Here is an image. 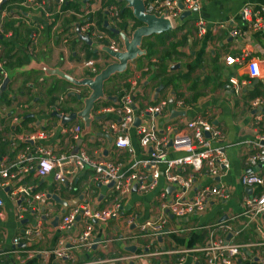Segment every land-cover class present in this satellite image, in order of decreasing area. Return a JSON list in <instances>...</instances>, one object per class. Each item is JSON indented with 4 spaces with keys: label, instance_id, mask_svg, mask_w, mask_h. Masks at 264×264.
Instances as JSON below:
<instances>
[{
    "label": "crops",
    "instance_id": "crops-1",
    "mask_svg": "<svg viewBox=\"0 0 264 264\" xmlns=\"http://www.w3.org/2000/svg\"><path fill=\"white\" fill-rule=\"evenodd\" d=\"M36 2L43 7L39 11H25L29 15L23 16L25 21L29 16L32 22H41L44 16L50 17V22H43L44 26L39 30L32 31L26 22L14 23L12 19L18 20L14 15H7L4 19L9 20L6 24L12 30L3 28L4 20L1 24L4 36L12 40L11 52L14 55L12 59L0 61L8 78L3 92L11 99L9 105L0 103V168L12 163L25 147H29L33 156L34 148L39 144L54 148L55 154H67L73 149L71 140L62 133L64 124L52 116V112L67 115L80 110L83 102L73 95V85L65 83L66 80L51 74L48 69H59L75 79H81L89 76L83 66L85 60H95L100 69L113 62L101 49L102 44H93L88 48L76 33V28L86 18L97 24L96 16L99 18L103 15L109 24L114 23L108 16L105 0ZM68 2L77 6L75 9L67 6L68 10L61 13V8H65ZM10 4L5 6L6 9H9ZM247 6L264 7V0H201L196 12L175 20L170 38L158 35L149 37L156 46H160L154 57L146 59L142 55L129 62L126 72L121 73L123 75L115 74L104 85L106 96L119 98L121 94L133 92L137 108L135 120L140 117L137 125L150 124V116L146 113L140 116L138 110L166 100V111L156 114L154 121L156 127L170 138H174L175 132L183 128L187 121L198 117L210 121L220 130L223 143L226 144L230 170L217 178L216 183L229 189V199L212 200L205 211L180 219L165 213L164 228L169 233L162 235L161 242L155 240L152 243L149 234L139 233V224L159 217L162 213L160 191L165 190L168 199H172L174 189L165 186L161 180L158 188L152 191L133 190L121 203L117 218L104 223L83 222L79 218L71 235L78 236L83 229L90 227L93 244L89 248L65 247L71 254L70 258H65L55 253L59 241L66 236L59 228L62 215L69 208L85 201L93 209H107L113 199L111 189L107 185H91L93 170L90 168L80 171L69 185L70 188H57L53 171L42 177L33 172L20 181L9 182L8 186H2L0 179V197L3 201L0 207V213L3 214L0 216V264H98V261L101 264H199L201 256L194 250L208 241L210 229L216 223L227 224L224 225L227 229L216 232L215 237L226 238L241 246L235 264H264L260 260L264 255V213L256 219L243 214V196L257 190L253 192L240 183V176L248 171L244 159L252 151L251 144L246 141H253L258 134H264V105L253 106L254 100L264 99V30L254 31L248 27L241 13ZM12 12L14 14L15 10ZM198 19H202L206 27L201 36L198 35ZM49 30L51 37L44 38L38 44L42 35L48 34ZM36 34H39L38 40ZM34 35L36 37L33 38ZM1 36L0 41H3ZM116 40L121 42L119 37ZM6 49L5 44L0 42V57ZM123 49L121 45V51ZM89 51L94 56L88 57ZM164 53L163 71L155 64L149 66V62L157 63V58ZM228 55L240 58L242 65H227L225 57ZM10 61L13 66L8 65ZM17 62L21 64L17 65ZM158 73L162 75L156 76ZM231 78L236 79L237 86L230 83ZM75 91L79 94L84 92L83 96L89 92L85 88H76ZM116 102H113L115 106ZM101 106H105L103 101L95 103L92 113L94 118L100 120H93L90 127L85 128L81 144L85 145L91 156L119 162L122 170L126 171L133 160L148 154L149 147L141 146L131 129L132 151L118 149L111 134L103 132L104 124L109 118L115 117L114 113H99ZM11 108L15 109L12 116L9 115ZM173 111L180 113L174 115ZM259 116H262V120L255 125L254 120ZM76 123L84 126L80 118L67 124ZM41 129L48 134L46 138L34 142L21 139ZM171 155L175 156L176 153L171 150ZM203 181L208 183L209 178ZM17 185L31 186L33 192H41L46 196L38 201L28 199L21 202L25 206L31 205L28 211L21 212L20 218L15 201L9 195L12 189L9 187ZM131 218L133 223L129 224ZM22 230L30 232L27 235L29 239H25L27 237ZM234 231L239 234L233 235ZM16 237L22 239L17 246L19 250L13 241ZM147 246L152 251H148V256L139 259L130 257L145 254ZM131 247L136 248L134 253L128 250ZM171 250L185 252L167 253Z\"/></svg>",
    "mask_w": 264,
    "mask_h": 264
},
{
    "label": "built area",
    "instance_id": "built-area-1",
    "mask_svg": "<svg viewBox=\"0 0 264 264\" xmlns=\"http://www.w3.org/2000/svg\"><path fill=\"white\" fill-rule=\"evenodd\" d=\"M5 0H0V5ZM201 0H145V12L158 17L167 19L171 26L174 27L175 20L183 12L197 10ZM36 3L35 0H25L23 6H31ZM110 18L113 22L118 20V9L114 6L107 8ZM242 17L248 27L254 31L264 30V7L247 6L242 9ZM25 14V13H24ZM27 14V13H26ZM11 15L6 9H0V32L2 31V21ZM82 34H88L92 40L98 42L107 40L111 49L121 51L119 40L110 39L108 34L103 30H98L92 21L85 19L79 26ZM198 35L205 33V23L202 19L197 20ZM121 44V45H120ZM227 65H242L240 58L226 56ZM84 68L88 71L89 77L95 76L100 69L93 59L83 62ZM0 89L6 75L3 69V63L0 62ZM233 86H237L234 78L230 79ZM117 105L101 106L99 113L112 114L114 118H109L104 124L106 133L111 134L114 145L118 149L132 151L130 130H134L139 143L144 148L149 147L148 154L141 159L133 160L129 168L122 170V164L100 156H91L81 144L78 152L71 154H55L54 148L36 145L34 148L35 155L25 147L18 152L14 161L0 168V179L2 186H8L9 182L20 181L25 175L35 173L38 176L49 175L53 171V179L57 188L63 186L69 187L80 171L90 168L93 170L91 185L100 183L108 185L113 182L111 189L112 203L107 209L91 208L90 204L85 201L69 208L61 217L59 228L65 233V237L59 241L55 253L65 258H70L71 254L65 250L71 246L74 248H89L91 242V228L83 229L78 236L71 235V230L77 225L78 218L85 221L106 222L108 219L117 218L118 212L122 208L121 203L126 199L128 194L133 191L149 192L158 188L160 181L163 180L165 186L173 187V198L168 199L166 191L161 190L160 208L161 215L155 220L146 221L139 224V230L144 234H149L155 243L159 232L164 229L166 223L165 213L171 214L175 218H184L188 215L205 211L212 200L229 199L230 191L216 179L226 175L230 170V161L226 154V144L223 143V133L215 128L210 121L198 117L187 121L183 128L175 132V137L170 138L161 132L155 124L154 117L158 113H164L168 104L162 100L156 104L149 105L142 110H138L140 116L148 114L150 124L134 125L135 112L137 110L133 92L121 94L117 97ZM179 103V102H178ZM180 104V103H179ZM135 105V108H133ZM181 105V104H180ZM264 105V99H256L253 106ZM92 116L94 114L92 113ZM138 118V117H137ZM140 118V117H139ZM262 116L255 118L254 124H258ZM62 133L66 135L73 144L82 139L85 132L84 126L80 123L65 124L62 127ZM44 130H38L33 134L21 137L23 141L34 142L38 139L47 137ZM251 144L252 151L246 155L244 163L248 171L240 176V183L246 188L256 191L252 194H245L242 200L244 209L243 214L256 219L264 213V134H258L253 141H246ZM71 148V149H72ZM171 150L176 153L171 155ZM209 178V182L203 180ZM9 192L10 197L15 201L17 216L20 218L21 212L28 211L29 206L22 205L28 199L36 201L46 198L44 193L33 192L34 189L28 185H17ZM48 197V195H47ZM3 201L0 197V207ZM34 209V208H33ZM3 214L0 213V216ZM133 223L132 218L128 222ZM220 224V223H216ZM215 224V225H216ZM226 226L216 225L211 231L208 241L201 247L194 250L201 256L203 264H235L237 256L241 253V246L226 238L215 237L217 231L225 230ZM238 235V231L232 232ZM231 234V235H232ZM24 235H30L29 231H24ZM163 235V234H162ZM29 239V237L25 238ZM151 239V240H152ZM21 237H16L14 245L16 249L20 245ZM69 244H65V242ZM66 245V246H65ZM19 250V249H18ZM146 253L142 255H131L130 257L144 258L148 256L149 246ZM151 252V251H150ZM184 250H171L169 254H179ZM129 257V258H130ZM182 259V258H181ZM264 262V255L261 257ZM98 261V264H101Z\"/></svg>",
    "mask_w": 264,
    "mask_h": 264
},
{
    "label": "water",
    "instance_id": "water-1",
    "mask_svg": "<svg viewBox=\"0 0 264 264\" xmlns=\"http://www.w3.org/2000/svg\"><path fill=\"white\" fill-rule=\"evenodd\" d=\"M120 2L125 3V7L128 9H131L133 18L139 23V26H137L133 32L128 35L122 31H120L118 28H115L107 20L104 21L103 26L113 33L114 35L118 36L122 42L123 50L115 51L111 49L109 46L102 45L101 49L113 59V62L107 64L102 70H100L99 73H97L93 77H83L81 79H75L63 72H61L59 69H48L47 71L51 74L57 75L60 78L66 80L71 85H73V95H77V98L80 99L83 102V107L80 110L70 112L69 114H60L57 111L52 112V116L59 118L62 122V124H67L71 121H74L78 118L83 120L84 123V130L85 128L88 129L92 123L93 120L99 121L100 118H94L92 116V110L94 108V105L99 100L108 99L113 102L117 101V97H111L106 96L104 94V85L105 82H107L112 76H114L117 73H123L127 69V66L129 62H132L136 60L138 57L144 55L145 51L142 50L141 45L143 43V40L146 38H149L153 35H160L166 32H170L173 30V27L171 26L170 22L163 18L158 17L153 14H147L145 12V0H119ZM178 5H180V0H178ZM196 12V10H193L191 12H183L180 15V19H183L185 17H188L192 15V13ZM76 33L78 34L79 40L85 42L88 46H93V40L88 34H82L79 30V27L76 28ZM8 82V78H6L1 86V91L3 92L6 88V84ZM76 88H85L89 92L86 96H83L80 92L75 91ZM161 89H157L158 91ZM133 108H135V105H133ZM180 112L173 111L172 114L177 115ZM140 119L137 118L135 120V125L139 123ZM83 139H80L75 142V145L73 149L71 150V154H75L79 150V146L81 145ZM101 184L98 183L97 186H100ZM113 186V182L109 183L107 187L111 188ZM135 187L133 188V190ZM79 219V218H78ZM26 221L28 219L26 218ZM24 232V230H22ZM169 230L164 228L162 229L159 234L156 237V241L158 240L161 242L162 234H168ZM231 236V235H229ZM228 236V237H229ZM228 240V239H227ZM128 250L132 253L135 252L136 248L131 247L128 248Z\"/></svg>",
    "mask_w": 264,
    "mask_h": 264
},
{
    "label": "trees",
    "instance_id": "trees-1",
    "mask_svg": "<svg viewBox=\"0 0 264 264\" xmlns=\"http://www.w3.org/2000/svg\"><path fill=\"white\" fill-rule=\"evenodd\" d=\"M25 0H5L1 5H0V9L2 10V9H6V5H8L9 3H11L10 5V7H9V9H6V10H8V11H12V10H15V15H17V16H20V18H22V19H24V16H23V14H24V12L26 11V7H24L22 4H19V2H24ZM36 1V0H35ZM104 4L106 5V8H108V7H111V6H115L117 9H118V20H115V22L114 23H112V26H114L115 28H118L119 30H121V31H123L124 33H126V34H128V35H130L131 33H132V31L137 27V26H139V23L133 18V16H132V12H131V9H128V8H126L125 7V3H123V2H120L119 0H105V2H104ZM67 6H71V8L72 9H75V7L77 6L76 4H73V3H71V2H68V3H66L65 5H64V7L65 8H61V10H60V12L61 13H63V12H65L66 10H68V9H66L67 8ZM18 10H16V9ZM21 10H23V11H21ZM106 11V10H105ZM106 13H107V11H106ZM13 14V15H14ZM28 14V13H27ZM108 14V13H107ZM29 15V14H28ZM108 16L110 17V14H108ZM87 20H89V21H92L90 18H86ZM104 18H103V15H101L99 18L96 16V23L97 24H95L94 22V24H95V27L98 29H101V30H103V31H105L107 34H108V36H109V38L111 37V38H113V37H115L114 39H117V37L118 36H116V35H114L113 33H111L110 31H108L104 26H103V23H104ZM26 23H28V24H33L34 22H32V21H30V19H29V16H28V19H26V21H25ZM83 22V21H82ZM79 26H81V25H79ZM6 27L7 28H9V29H11L10 28V25L7 23L6 25L5 24H3V28L4 29H6ZM1 28H2V25H1ZM27 29H29V28H27ZM12 30V29H11ZM28 32H30V31H28ZM16 33H17V30H16ZM173 34V30L172 31H170V32H166V33H163V34H160V35H158L159 37H163V38H170L171 37V35ZM0 35H2L1 37H3V41H0L2 44H5V46L7 47V49L5 50V53L3 54V56H1L0 57V61H2V62H5L4 61V59H12V57H13V55H14V53L13 52H11V44H13L12 43V40H10L9 38H8V40H7V37H5L4 36V34L2 33V31L0 32ZM11 35H13L12 33H11ZM13 37L15 38V35H13ZM150 38H146V39H144L143 40V43H142V45H141V48H142V50H144L145 51V53H144V58H146V59H150V58H152V57H154L155 55H156V53H157V49L160 47V46H156L155 45V43L153 42V41H150L149 40ZM96 44H108V41L107 40H103V41H98V42H96V41H94ZM84 44H86L85 42H83ZM162 45V44H161ZM87 46V45H86ZM88 48H89V46H87ZM165 51V50H164ZM163 51V52H164ZM168 51H166L165 53H167ZM13 53V54H12ZM165 53L162 55V56H160L159 58H157L158 59V62L157 63H153V62H149V66L150 65H153V64H155L161 71H163V69L165 68V65H164V59H162L163 58V56L165 55ZM88 55V57H90V56H94V53H92V51H89V53L87 54ZM20 61V60H19ZM21 62V61H20ZM20 62H17V65H20L21 63ZM11 63V64H10ZM13 62H9L8 63V65H10V66H13V64H12ZM19 67V66H18ZM4 69V68H3ZM126 72V71H125ZM124 73V72H123ZM118 74H120V75H123V74H121V73H118ZM162 75V73H158V74H156V76H161ZM65 83H67V84H70L69 82H65ZM71 85V84H70ZM72 86V85H71ZM82 94V93H81ZM83 94H84V92H83ZM82 94V95H83ZM10 101H11V99L7 96V94H6V92H0V103H6V104H10ZM100 101H103V104L105 105V106H107V105H115V103H113L111 100H108V99H104V100H100ZM94 107H95V105H94ZM68 108H70V107H68ZM62 109V108H61ZM15 114V109H10V111H9V115L10 116H12V115H14ZM216 225H222V224H216ZM216 225H214V226H212L211 227V229H210V234H211V231L215 228V226ZM224 225H227V224H224ZM218 232V231H217ZM238 243H240L241 244V242H238ZM239 245V244H238ZM149 250H151L150 248H149ZM199 264H203V262H202V260H200V263Z\"/></svg>",
    "mask_w": 264,
    "mask_h": 264
},
{
    "label": "rangeland",
    "instance_id": "rangeland-1",
    "mask_svg": "<svg viewBox=\"0 0 264 264\" xmlns=\"http://www.w3.org/2000/svg\"><path fill=\"white\" fill-rule=\"evenodd\" d=\"M19 4H23V2H19ZM39 3L38 2H36V3H32V5L31 6H28V7H26V6H24V7H26L27 9H26V11H39L43 6H39L38 5ZM107 9V8H106ZM21 11H23V10H21ZM26 14V13H25ZM27 15V14H26ZM10 16H13V12L11 11V15ZM46 16L48 17V14H46ZM14 17L16 18V19H18V20H14V19H12V18H10V19H12V21H14V23L15 22H17V24L19 23L18 21H20V22H25V20L24 19H22V18H20V16H17V15H15L14 14ZM63 17H65V16H63ZM62 17V18H63ZM67 18V17H66ZM41 20V22H34L33 24H27L28 25V27L30 28V29H32V31H37V30H39L40 29V27H43L44 26V24H43V22H50V17L49 18H46L45 16L42 18V19H40ZM6 22H8L9 23V20L7 19L6 21L4 20L3 21V24H5L6 25ZM26 24V23H25ZM21 29H24V28H21ZM121 31V30H120ZM123 32V31H122ZM34 34V33H33ZM37 35V40H38V38H39V34H36ZM36 35H34V36H32L33 38L34 37H36ZM51 37V32H50V30L48 31V34L47 33H45V34H43L42 35V37H41V40L39 41V43L38 44H40L43 40H44V38H50ZM50 68H54V67H50ZM73 106H75V105H73ZM77 107V106H76ZM139 233L140 234H143V232H141V231H139ZM152 252V251H151Z\"/></svg>",
    "mask_w": 264,
    "mask_h": 264
},
{
    "label": "clouds",
    "instance_id": "clouds-1",
    "mask_svg": "<svg viewBox=\"0 0 264 264\" xmlns=\"http://www.w3.org/2000/svg\"><path fill=\"white\" fill-rule=\"evenodd\" d=\"M80 28V27H79ZM93 44H96L95 42H94V40H93ZM79 220V219H78Z\"/></svg>",
    "mask_w": 264,
    "mask_h": 264
}]
</instances>
